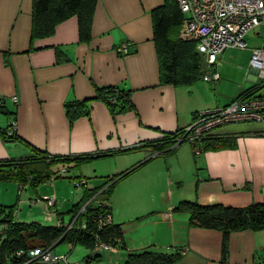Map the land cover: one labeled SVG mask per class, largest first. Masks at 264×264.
Listing matches in <instances>:
<instances>
[{
  "label": "crops",
  "instance_id": "0c3cea01",
  "mask_svg": "<svg viewBox=\"0 0 264 264\" xmlns=\"http://www.w3.org/2000/svg\"><path fill=\"white\" fill-rule=\"evenodd\" d=\"M164 1L98 0L90 38L83 40L77 16L59 23L54 34L34 39L33 0H0V159L32 154L23 142L3 139L12 121L17 137L52 156L99 154L77 164V177L92 181L73 198L72 218L93 207L91 195L108 177L133 169L115 187L114 223L123 237L99 255L88 248L87 262L105 257L106 264H125L130 254L156 247L179 249L182 257L174 264H264V229L232 232L224 254L221 230L191 225L185 211L167 216L183 200L233 207L264 203V134H259L264 130L221 126L212 133L236 135L233 148L196 154L188 143L154 156V141L188 127L198 111L219 102L210 83L161 82L152 10ZM124 44L128 53L121 51ZM108 87L125 94L116 109L98 97ZM86 99L89 113L71 120L66 104ZM51 182L0 181V205L13 206L15 221L39 222L16 214L19 200L24 192L31 197L32 187L42 186L37 193L46 198L68 193L65 180ZM185 182L190 188H181ZM79 219L87 220L84 212Z\"/></svg>",
  "mask_w": 264,
  "mask_h": 264
},
{
  "label": "trees",
  "instance_id": "16d2710c",
  "mask_svg": "<svg viewBox=\"0 0 264 264\" xmlns=\"http://www.w3.org/2000/svg\"><path fill=\"white\" fill-rule=\"evenodd\" d=\"M97 2L98 0H33L32 37L35 39L50 36L54 34L59 23L72 16H77L81 38L88 40L91 35L90 29ZM152 16L161 82L175 86H189L203 80L204 57L197 50L196 42L185 40L178 34L184 20V14L177 0H165L162 5L152 10ZM258 86L260 84H255L250 90ZM98 97H102L113 109H116L118 101L124 98L125 94L118 89L108 87L100 89ZM89 102L90 99L68 102L66 104L68 117L73 120L88 114L90 111ZM185 128L167 133L162 139L154 141L153 146H155V152L158 153L157 156L161 153H171L185 143L178 144V138ZM8 131L2 133L5 141L23 142L31 148L32 154L20 159H0V181H15L22 186L27 184L38 186L58 173L55 166L59 164H66L71 161L80 164L100 156L99 154L52 156L20 139L15 135V132L13 135H9ZM236 137V135L215 136L214 133H211L203 140V151L233 148L236 146ZM132 171L133 169L123 174L108 177L101 186V188L107 186L103 192L104 198L111 202L109 193L115 184ZM97 210L94 205L92 208L90 205L86 207L84 214L90 224L86 230L75 227L66 232L64 228L58 226L43 225L39 222L15 221L13 206L0 205V264H19L20 260H7L6 258L9 253L18 249L37 246L51 248L56 243L61 242L72 245L81 243L87 248L93 249L99 237V239L116 246L117 243H120L124 233L121 225L113 223L103 229L98 227L97 223L93 221ZM174 210L188 212L190 224L193 226L221 230L224 234V254L228 251V239L232 232L246 229H264V203L233 207L223 204L202 205L197 201L183 200ZM82 215L83 213L80 217ZM94 254L99 255V253ZM181 257L182 253L179 249L165 251L156 247H149L130 254L125 264H174Z\"/></svg>",
  "mask_w": 264,
  "mask_h": 264
},
{
  "label": "built area",
  "instance_id": "2783aa9c",
  "mask_svg": "<svg viewBox=\"0 0 264 264\" xmlns=\"http://www.w3.org/2000/svg\"><path fill=\"white\" fill-rule=\"evenodd\" d=\"M177 2L184 14L180 37L196 42L197 50L204 57L205 68L202 78L211 83H217L221 79L218 70V60L221 54L229 47H247L246 34L264 27V0H177ZM260 34L261 32H258V35ZM121 51L128 53V44H124ZM250 65L257 72L256 80H264V44L262 47L253 49ZM240 122H264V82L222 107L197 112L194 122L186 127L178 138V144L187 142L196 154H200L203 152V140L216 128ZM15 131L16 122L12 121L8 134L13 135ZM60 175L58 171L50 181ZM76 186L89 189L90 184L88 179L81 178L76 182ZM106 188L107 186L96 191L90 200L98 209L93 221L102 229L114 223L112 204L103 195ZM55 204V198L46 199L47 210L50 211ZM86 207L68 224L60 222L57 226L64 228L66 232L75 227L86 230L90 225L88 219L79 221ZM173 210V207L169 208L168 217L171 216ZM70 247L72 248L73 245L71 244ZM114 248L115 246L98 237L92 250L94 253L101 254ZM52 251L53 247L37 246L18 249L9 253L6 258L7 260H20L19 264L40 262L69 264L67 255L60 256Z\"/></svg>",
  "mask_w": 264,
  "mask_h": 264
},
{
  "label": "rangeland",
  "instance_id": "374dc122",
  "mask_svg": "<svg viewBox=\"0 0 264 264\" xmlns=\"http://www.w3.org/2000/svg\"><path fill=\"white\" fill-rule=\"evenodd\" d=\"M258 32H261V34L258 35ZM245 40L247 41L248 44L247 47L245 48L229 47L221 54L220 59L218 60V70L221 75V79L219 80V82L211 84V82L202 80L196 83L197 86H202L206 83L207 84L210 83V85H212L213 95L216 101H219L218 107L224 106L222 104L225 101H230L236 98L238 95L242 94L250 87H253L255 84H260L264 82V80L262 79L258 81L256 80V73H254L251 70V65H250V59L253 49L262 47V45L264 44V27L262 26L256 31H251L247 33L245 36ZM218 107H213L208 109H215ZM205 108H202L200 111L208 110ZM242 126H244L245 128H250V127L262 128L264 130V122L231 123L224 125L223 127L234 130L233 128H240ZM184 147H189V144L187 142L183 143L181 148ZM79 169L80 167H78V165L73 161L66 164H61L56 168V171H59L61 175L56 177L54 180H52L51 183H54L56 180H60V179L65 180L68 183L65 192L68 191V193L63 194L59 197H56L55 195L47 196V198L56 199V204L51 208L50 211H47L46 210L47 208H45L47 198L43 194L37 193V191L41 189L42 187L41 186L38 188H34V187L31 188V191L33 192L31 197L30 195H27L26 192L23 193V196L19 200L16 214L17 215L18 213L20 214L21 211L22 216H25L26 218H31V220H37L44 224H56V223L59 224L60 222H64L65 224H68L72 219V214L69 212V210L73 205L72 200L75 196L80 195L84 191V189L81 186H76V182L79 181L76 175L78 174L77 172H79ZM81 178L84 179L86 177H81ZM86 179H88L89 184H91L92 179L90 178H86ZM117 184L118 182L115 184V187ZM189 186H190V182H185L183 183V187L181 188L188 189L190 188ZM115 187H113L114 191L113 190L111 191L112 193L111 204L113 208V214H114V206L116 200ZM40 197L46 199H42ZM32 198H35L37 200L36 203L38 204H31L30 200ZM27 216H31V217H27ZM114 219L115 218L113 216V220ZM79 221H84V220L79 219ZM70 245H71L70 243L61 242L55 247H53L52 252L60 256L67 255L68 257L67 261L69 264H106L105 257L95 258L93 261L87 262L86 258L90 254V252L84 244L77 243L73 245L72 251H70L71 249ZM35 264H67V263L40 262Z\"/></svg>",
  "mask_w": 264,
  "mask_h": 264
},
{
  "label": "water",
  "instance_id": "95a60500",
  "mask_svg": "<svg viewBox=\"0 0 264 264\" xmlns=\"http://www.w3.org/2000/svg\"><path fill=\"white\" fill-rule=\"evenodd\" d=\"M59 243H56L53 247H55L56 245H58Z\"/></svg>",
  "mask_w": 264,
  "mask_h": 264
}]
</instances>
